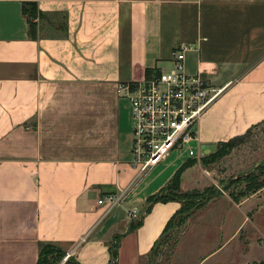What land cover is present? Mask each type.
Instances as JSON below:
<instances>
[{
	"label": "crops",
	"instance_id": "obj_1",
	"mask_svg": "<svg viewBox=\"0 0 264 264\" xmlns=\"http://www.w3.org/2000/svg\"><path fill=\"white\" fill-rule=\"evenodd\" d=\"M27 1L39 11L35 37ZM179 44L192 45L185 69L221 89L196 126L200 146L264 122V0H0V264H36L44 243L109 264L117 234V264H150L181 202L145 213L146 199L191 158L172 152L132 183L117 84L168 69ZM204 170L187 167L181 191L198 189L200 172L204 187ZM125 189L110 210L97 203Z\"/></svg>",
	"mask_w": 264,
	"mask_h": 264
},
{
	"label": "rangeland",
	"instance_id": "obj_2",
	"mask_svg": "<svg viewBox=\"0 0 264 264\" xmlns=\"http://www.w3.org/2000/svg\"><path fill=\"white\" fill-rule=\"evenodd\" d=\"M188 160L205 168L206 184L202 186L200 172L195 184L199 194L184 203L189 216L168 230V238L150 256V264L264 261V185L245 192L246 185L252 187L264 179V122Z\"/></svg>",
	"mask_w": 264,
	"mask_h": 264
},
{
	"label": "built area",
	"instance_id": "obj_3",
	"mask_svg": "<svg viewBox=\"0 0 264 264\" xmlns=\"http://www.w3.org/2000/svg\"><path fill=\"white\" fill-rule=\"evenodd\" d=\"M192 45L179 44L171 53V66L154 70L141 80L117 84V94L129 108L132 135L130 163L140 178L170 153L178 152L189 158L202 154L196 137V126L221 89L214 87L200 72L185 69L186 53ZM127 189L119 195H106L98 204L108 203L110 210ZM133 212V216H134ZM70 256L66 252L62 262Z\"/></svg>",
	"mask_w": 264,
	"mask_h": 264
},
{
	"label": "trees",
	"instance_id": "obj_4",
	"mask_svg": "<svg viewBox=\"0 0 264 264\" xmlns=\"http://www.w3.org/2000/svg\"><path fill=\"white\" fill-rule=\"evenodd\" d=\"M22 13L25 15L28 26H29V33L32 37H35L36 34V22H35V16L39 13L37 6L34 1H27L22 4ZM249 132V131H248ZM247 132V133H248ZM238 137V136H236ZM236 137H233L236 138ZM232 139V138H231ZM230 140V139H229ZM227 140V141H229ZM224 142H218L215 145L226 143ZM195 163V161H189L187 160L184 162L174 173L172 179L164 186L162 187L157 193L152 194L147 197L146 199V207L144 209L145 213L149 212L152 205L155 202H167L171 200H176L181 202L180 208L171 216V218L166 222L165 227L155 242V244L152 246L150 251V256L155 255V251L158 250V247L164 243V241L168 238V230L175 226L181 225L187 216H189L190 212L185 210L184 203L186 201H189L192 196H197L199 192L197 189H193L191 191H181L180 189V177L182 172ZM264 185V179H260L258 182L255 183L254 186L250 187L249 185H246L247 191H255L262 187ZM233 197V194H230ZM141 224V218L137 220H132L130 223V228H135ZM120 235L114 236V242L111 245V261L109 264H117V248H118V242H119ZM157 248V249H156ZM66 254V251L62 249L61 247L53 244V243H44L41 245L39 249L38 259L36 264H49L50 259L54 261L56 264H80L75 258H73L71 255L62 262V258ZM251 264H264V261H253Z\"/></svg>",
	"mask_w": 264,
	"mask_h": 264
},
{
	"label": "water",
	"instance_id": "obj_5",
	"mask_svg": "<svg viewBox=\"0 0 264 264\" xmlns=\"http://www.w3.org/2000/svg\"><path fill=\"white\" fill-rule=\"evenodd\" d=\"M215 149L214 144H203L201 145V150L205 152L213 151Z\"/></svg>",
	"mask_w": 264,
	"mask_h": 264
}]
</instances>
